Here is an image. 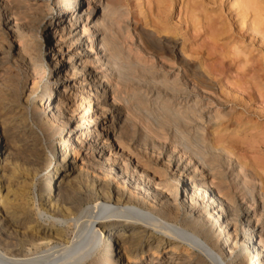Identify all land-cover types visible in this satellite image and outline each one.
<instances>
[{"label":"bare ground","instance_id":"1","mask_svg":"<svg viewBox=\"0 0 264 264\" xmlns=\"http://www.w3.org/2000/svg\"><path fill=\"white\" fill-rule=\"evenodd\" d=\"M125 3L0 0V264H264L261 163Z\"/></svg>","mask_w":264,"mask_h":264},{"label":"rangeland","instance_id":"2","mask_svg":"<svg viewBox=\"0 0 264 264\" xmlns=\"http://www.w3.org/2000/svg\"><path fill=\"white\" fill-rule=\"evenodd\" d=\"M257 1L260 20L240 0H126L119 24H130L132 30L135 17L145 36L172 45L175 55L201 71L225 105L222 110L231 125L226 131L208 130L212 142L217 137V148L231 149L234 158L248 163H261L257 171L264 174V0ZM49 171L38 178L45 179Z\"/></svg>","mask_w":264,"mask_h":264}]
</instances>
